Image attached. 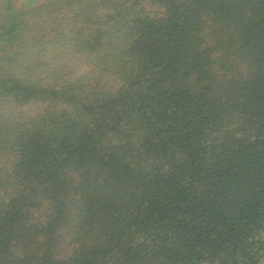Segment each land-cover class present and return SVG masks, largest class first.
Segmentation results:
<instances>
[{
  "label": "trees",
  "instance_id": "16d2710c",
  "mask_svg": "<svg viewBox=\"0 0 264 264\" xmlns=\"http://www.w3.org/2000/svg\"><path fill=\"white\" fill-rule=\"evenodd\" d=\"M0 264H264V0H0Z\"/></svg>",
  "mask_w": 264,
  "mask_h": 264
},
{
  "label": "rangeland",
  "instance_id": "374dc122",
  "mask_svg": "<svg viewBox=\"0 0 264 264\" xmlns=\"http://www.w3.org/2000/svg\"><path fill=\"white\" fill-rule=\"evenodd\" d=\"M14 1H15V3H16L17 5H19V4L25 3V2L28 1V0H14ZM39 1H41V0H39Z\"/></svg>",
  "mask_w": 264,
  "mask_h": 264
}]
</instances>
